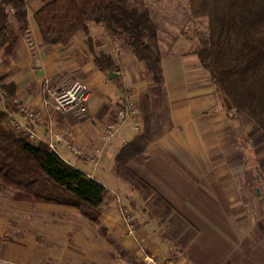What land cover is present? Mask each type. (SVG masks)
Returning <instances> with one entry per match:
<instances>
[{"label":"crops","instance_id":"crops-1","mask_svg":"<svg viewBox=\"0 0 264 264\" xmlns=\"http://www.w3.org/2000/svg\"><path fill=\"white\" fill-rule=\"evenodd\" d=\"M142 1L158 29L155 51L167 104L164 128L126 163L143 183L115 161L123 145L144 134L142 120L137 130L124 120L107 140L103 132L125 92L139 100L152 86L144 62L93 20L88 35L79 31L65 44H43L34 19L43 0H24L23 25L7 7L0 109L11 101L16 117L19 105L42 115L43 122L30 125L39 143L48 140V125L69 132L70 143L95 163L58 140L54 151L108 193L99 220L92 221L72 206L14 200L12 189L1 185L0 264H145L146 255L159 264H264V133L234 112L200 65L195 23L205 18L192 17L187 6L181 11ZM100 52L113 61L112 76L95 66ZM73 78L90 88L85 114L49 112L46 90ZM121 210L132 216L133 237Z\"/></svg>","mask_w":264,"mask_h":264},{"label":"trees","instance_id":"trees-1","mask_svg":"<svg viewBox=\"0 0 264 264\" xmlns=\"http://www.w3.org/2000/svg\"><path fill=\"white\" fill-rule=\"evenodd\" d=\"M187 1L192 17L207 19V34L199 37L195 50L200 65L234 112L250 118L264 133V0ZM7 7L22 25L26 22L24 0H0V45L8 28ZM34 19L43 44H65L79 31L88 35L89 21L101 23L144 62L153 80L138 101L144 134L123 145L115 157L119 171L142 182L126 163L144 150L154 136L153 125L162 116L164 120L167 108L161 56L155 51L158 29L147 7L140 0H43ZM93 61L104 72L114 69L111 57L103 52L94 54ZM11 103L7 104L10 110L15 105ZM7 117L0 109V185L12 189L11 198L72 206L88 219L99 220L106 187L47 144L21 138L6 126Z\"/></svg>","mask_w":264,"mask_h":264},{"label":"built area","instance_id":"built-area-1","mask_svg":"<svg viewBox=\"0 0 264 264\" xmlns=\"http://www.w3.org/2000/svg\"><path fill=\"white\" fill-rule=\"evenodd\" d=\"M90 96V88L88 84L80 78H73L66 86L58 89H47L43 99L45 108L53 114H64L71 112L78 116L84 115L87 109V102ZM18 109L21 113V118L16 117L8 107L4 108L8 117L6 126L18 134L21 138L29 141L31 144L39 143V138L30 126L36 122H43V116L34 112L27 106L19 105ZM126 119H131L134 129L139 128L140 112L138 107L137 95L133 91L125 92L119 101V106L116 108L112 119L106 124L103 132V138L109 139L120 127L122 122ZM48 140L45 142L47 146L54 151V140H58L71 151L79 156H83L87 161L95 163V158L91 155H85L82 151L74 147L69 139V132L65 134L55 133L53 128L48 125L47 127ZM123 224L125 225L126 232L129 236H135L136 229L132 220V216L125 212L120 211ZM145 264H159L151 256L144 257Z\"/></svg>","mask_w":264,"mask_h":264},{"label":"rangeland","instance_id":"rangeland-1","mask_svg":"<svg viewBox=\"0 0 264 264\" xmlns=\"http://www.w3.org/2000/svg\"><path fill=\"white\" fill-rule=\"evenodd\" d=\"M129 1L133 3V1H139V0H129ZM140 1H142V0H140ZM155 2H158V3L161 2L162 4L164 3V4H166L168 6H171L172 8H175L177 10L181 9V11H182V9L185 8V6L189 7L187 0H156ZM205 20H207V19L205 18L203 20H198L195 23V26L197 25L199 35H202V36L206 35L207 34V30H208L207 29V23H206ZM138 101H139V104H140V97H139ZM160 108H161V106H160ZM162 115H164V114H162ZM162 118H163V116L161 117V119ZM161 119L156 121V123L153 125L152 132H151L152 135H157L164 128L163 121H161ZM159 125H160V128L158 127ZM0 187H1V185H0ZM257 191L259 193V190H257ZM261 195L263 196V194H261Z\"/></svg>","mask_w":264,"mask_h":264},{"label":"water","instance_id":"water-1","mask_svg":"<svg viewBox=\"0 0 264 264\" xmlns=\"http://www.w3.org/2000/svg\"><path fill=\"white\" fill-rule=\"evenodd\" d=\"M108 74H109V76H112L114 73L112 71H109ZM257 193H258V191H257Z\"/></svg>","mask_w":264,"mask_h":264}]
</instances>
